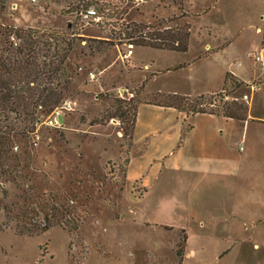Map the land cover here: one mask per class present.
<instances>
[{
  "label": "rangeland",
  "instance_id": "374dc122",
  "mask_svg": "<svg viewBox=\"0 0 264 264\" xmlns=\"http://www.w3.org/2000/svg\"><path fill=\"white\" fill-rule=\"evenodd\" d=\"M78 1L0 0V24L72 39L71 78L61 86L59 106L41 115L33 132L14 137L12 162L0 164L6 189L0 223L7 226L0 231V264H264V124L250 127L248 160L235 184H201L184 215L164 218L189 229L188 251L183 231L155 224L166 184H148L140 199L146 186L132 183L147 161L140 144L130 152L134 163L125 179L133 106L137 114L158 93L193 96L185 104L220 110L216 94L226 88L227 102H243L251 118H264V67L248 57L264 58V0H93L102 16L98 26H76L71 11ZM157 20L166 22L160 30L189 26L187 51L133 43L123 59L129 43L122 30ZM228 72L238 87L231 78L223 87ZM249 82L257 87L253 93ZM55 115L61 128L45 123ZM197 207L208 221L205 230L185 216ZM46 216L56 224L45 232L16 231L15 225L42 226Z\"/></svg>",
  "mask_w": 264,
  "mask_h": 264
},
{
  "label": "trees",
  "instance_id": "16d2710c",
  "mask_svg": "<svg viewBox=\"0 0 264 264\" xmlns=\"http://www.w3.org/2000/svg\"><path fill=\"white\" fill-rule=\"evenodd\" d=\"M93 0H80L71 13H75ZM176 21L175 18L167 20ZM166 22L157 20L149 25L133 24L122 30V35L129 44L151 49L185 53L189 36V26H174L160 30ZM60 34L46 33L29 27H14L0 24V164L5 165L12 156L9 154L13 138L19 134H29L35 130L41 115L51 113L62 100V85L70 82L71 76L67 72L69 55L72 51V39ZM54 41V44L49 42ZM226 73L224 79H230ZM235 83L238 87L240 84ZM225 85V84H224ZM223 85V87H224ZM228 95L226 88L221 89ZM224 94L217 93L221 103L220 110H204L197 108L201 105L185 104L188 97L177 94H156L152 104L174 108L186 114L209 113L231 119L242 120L247 116V106L243 102L224 99ZM197 99H203L202 96ZM136 107L133 106V118L130 122L128 137L131 138L135 123ZM219 106H217L218 109ZM20 124H23L21 126ZM126 134V132H125ZM10 162V161H9ZM6 189L0 185V211L6 204L4 197ZM56 224V221L44 218L42 226L27 228L25 231L17 225L18 234H39ZM7 226L0 223V231ZM76 229V227H75ZM184 243V240H182ZM182 246L177 249L178 257L182 255Z\"/></svg>",
  "mask_w": 264,
  "mask_h": 264
},
{
  "label": "crops",
  "instance_id": "0c3cea01",
  "mask_svg": "<svg viewBox=\"0 0 264 264\" xmlns=\"http://www.w3.org/2000/svg\"><path fill=\"white\" fill-rule=\"evenodd\" d=\"M226 82L224 79V84ZM231 82L239 84L234 73L231 74ZM251 100H254V96ZM248 112L247 109L244 119L237 120L209 113L187 115L174 108L152 103L143 102L138 105L130 138L131 147H127L129 152L125 179L134 163L130 152L140 144L147 161L142 171H138L133 177L132 183L138 182L146 186L140 199L148 194V184H166L165 193L159 194L156 199L158 212H163V216L157 215L155 224L171 231H183L184 247L187 251L191 239L189 229L182 224L175 227L164 218L167 213L175 211L184 215L190 194V199H195L201 184H235L236 180L233 178L239 177L243 162L248 160L244 154V145L250 127L264 124V118H251ZM197 208L194 213H185V216L187 219L190 217L189 220L196 223L198 229L205 230L208 221L202 218V209ZM181 250L183 253V247Z\"/></svg>",
  "mask_w": 264,
  "mask_h": 264
},
{
  "label": "built area",
  "instance_id": "2783aa9c",
  "mask_svg": "<svg viewBox=\"0 0 264 264\" xmlns=\"http://www.w3.org/2000/svg\"><path fill=\"white\" fill-rule=\"evenodd\" d=\"M75 16H76L75 17L76 18V22H75L76 26H84V25L98 26L102 22V16L99 13L96 5L93 3H89L85 7H82L80 10L75 12ZM71 36L73 37V36H75V34H71ZM127 48L128 49H127L126 53L122 56L123 59H128L132 55V45L128 44ZM248 57L251 58L256 65H260L261 67H264V58L260 54L250 52L248 54ZM235 66L236 67L240 66V63H237ZM96 76H97L96 74L90 72L88 75V78H89V80H95ZM246 85H248V87L250 88L251 93H253L255 91V89L257 88V87H255V84L252 82H249ZM219 93L224 94L225 92L220 90ZM224 95H225L224 99L227 100L228 95H226V94H224ZM241 99L243 101L248 100V96L243 95ZM235 101H237V100L235 99ZM68 107L69 106L67 105L65 108L67 109ZM45 123L48 124L50 127H54V128H61V126H62V123L60 122L59 117L56 115L53 116L51 119H49ZM32 136H33L34 142H37L39 140V135L37 133H34ZM241 149H242V142H240V144H239V150H241Z\"/></svg>",
  "mask_w": 264,
  "mask_h": 264
}]
</instances>
